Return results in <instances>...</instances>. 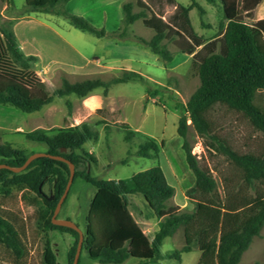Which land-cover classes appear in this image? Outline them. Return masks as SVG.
Masks as SVG:
<instances>
[{"label": "trees", "instance_id": "obj_1", "mask_svg": "<svg viewBox=\"0 0 264 264\" xmlns=\"http://www.w3.org/2000/svg\"><path fill=\"white\" fill-rule=\"evenodd\" d=\"M13 5L14 0H5ZM69 0H25L26 11H40L65 17L74 27L97 37L130 38L128 26L142 19L145 26L154 30L150 39L134 34V38L150 48L163 61L173 60V52L163 42L170 38L181 53L191 55L193 68L200 84L190 95L180 116L177 132L182 138L181 147L190 170L195 176L193 185L185 191L193 203L191 209L182 208L168 213L166 210L175 195L160 164L139 171L128 178L109 179L92 175L91 165L97 162L93 152L83 145L97 138L88 122L58 129L48 134L44 129L26 133L32 141L44 143V152L61 155L75 164V176L91 183L95 193L86 215L83 247L88 256L99 263L121 264L133 258L135 264H156L165 258L181 259L183 252L194 248L200 251L196 264H239L244 252L264 226V151L237 150L218 130L213 118L217 106L242 113L252 126L264 133V18L248 22L250 15L262 0H208L219 3L222 21L217 34L205 38L194 28L189 12L204 9L197 0L185 5L178 0H136L140 7L134 11V2L122 4L123 28L108 31L97 27L86 17L71 12ZM174 8L164 13L165 5ZM38 57L20 50L13 21L0 26V105H8L23 112L40 110L54 97L75 94L87 96L102 87L105 92L115 83L131 80L148 82V78L134 70H125L109 80L87 78L71 82L62 79L53 91L35 71ZM190 120V122H188ZM190 125L204 139L206 147L214 153L224 154L232 171L222 176V190L208 168L200 165L188 137ZM130 141L135 132L125 124ZM163 143L144 138L138 143L140 156L158 158ZM80 150V151H79ZM33 153V152H32ZM30 154L13 147L9 142L0 143V163L21 166ZM69 164L47 155L34 158L26 169L17 172L0 168V243L13 258L12 263L25 264L28 248L22 239L24 224L19 216L3 208V198L14 192L37 205L38 222L44 231L68 232L74 238L67 252V264H72L79 241V232L71 227L52 222L57 202L69 180ZM53 189L46 194L44 187ZM143 196L150 215L158 220V230L146 233L129 208L130 195ZM183 228L184 244L181 248L162 252L161 245L167 236ZM80 259L79 263L80 264ZM44 264H61L46 237L43 250ZM254 264H258L255 262Z\"/></svg>", "mask_w": 264, "mask_h": 264}, {"label": "rangeland", "instance_id": "obj_2", "mask_svg": "<svg viewBox=\"0 0 264 264\" xmlns=\"http://www.w3.org/2000/svg\"><path fill=\"white\" fill-rule=\"evenodd\" d=\"M125 1L128 0H71V3L69 0L66 5H69L71 12L86 17L97 27L113 31L123 28L122 4ZM132 1L133 10L138 11L140 7L136 0ZM178 1L185 5L191 2ZM197 1L204 13L201 14L197 8H192L189 12L192 24L200 35L211 38L220 29L222 8L218 2L213 4L208 0ZM24 6L25 0H14L13 5L0 0V26L9 19L13 21L14 29L17 25L15 31L18 42L27 51L38 53L34 69L49 84L51 91L61 85L64 77L71 82L97 77L109 80L125 70L142 73L148 78V82L131 80L115 83L107 92L100 87L84 97L75 94L54 97L40 110L29 113L12 106L0 105V143L9 142L13 147L24 150L26 154L45 151L47 146L44 143L28 139L26 133L44 129L48 134H52L60 128L88 122L97 133V138L87 140L83 145L97 157V162L91 165L92 175L109 179L128 178L160 164L166 171L169 183L175 187V195L166 211L170 213L182 208L191 209L193 203L185 191L193 185L195 176L187 164L181 147L182 138L177 132L179 118L185 112L184 105L200 84L191 55L181 53L170 38H165L163 42L173 52V60L163 61L133 37L137 34L150 39L154 35V30L145 26L141 18L128 26L130 38L116 39L97 37L74 27L61 15L26 11ZM173 8L167 4L162 10L166 14ZM261 13L264 15V10ZM244 15L248 22H254L253 13ZM52 22L61 25H57V28ZM51 25L58 29L63 37L54 34ZM19 47L23 50L20 44ZM213 118L220 127L218 131L228 138L237 150L264 151V133L257 131L242 113L231 111L225 106H217ZM125 124L135 132L130 141L125 139L128 133ZM146 137L156 140L159 144L163 143L158 158L136 153L138 143ZM188 137L200 165L212 171L219 189L222 190L223 174L232 171L228 158L224 154L209 150L204 139L191 125ZM95 190L91 183L81 177L76 178L58 216L73 220L85 233L86 215ZM44 191L53 195L52 185L46 184ZM2 200L3 208L14 212L21 218L19 223L24 224L21 234L28 248V254L24 257L25 264H44L46 237H49L61 264L68 263L67 252L74 240L71 234L59 230L44 231L38 222L37 205L24 200L21 192H14ZM130 203H133L129 208L132 209L135 219L141 216L138 211H141L146 219L149 218L145 219V224L142 225L144 231L150 234L156 232L158 220L150 215L143 196L133 195L130 197ZM183 244V228L180 227L175 234L165 237L161 250L165 253L181 248ZM199 255V249L194 248L183 252L180 260L165 258L156 264H196ZM80 260V264L97 262L88 256L84 248ZM12 262L13 258L8 249L0 243V264ZM136 262L130 258L121 264ZM255 262L264 264V226L260 235L254 237L250 247L244 252L239 264Z\"/></svg>", "mask_w": 264, "mask_h": 264}, {"label": "water", "instance_id": "obj_3", "mask_svg": "<svg viewBox=\"0 0 264 264\" xmlns=\"http://www.w3.org/2000/svg\"><path fill=\"white\" fill-rule=\"evenodd\" d=\"M43 155H47V156H50L52 158H56V159H60V160H64L66 161L68 164H69V168H70V175H69V180L67 182V185L65 187V190L62 194V196L60 197L59 201L57 202V205H56V208L54 210V213L52 215V222L55 223V224H58V225H64V226H68V227H71L75 230H77L79 232V241H78V245H77V250H76V253H75V257H74V260H73V263L72 264H78L79 263V259H80V256H81V252H82V247H83V240H84V233H83V230L79 227V225L74 222L73 220L71 219H68V218H60L58 216V213L63 205V202L66 198V196L68 195L69 193V190L74 182V176H75V164L71 161H69L68 159H66L65 157L61 156V155H54V154H49L47 152H44V151H38V152H33L31 153L26 161L19 167H12L6 163H0V168L2 167H7V168H10L14 171H17V172H20L24 169L27 168V166L30 164V162L36 158V157H39V156H43ZM53 198V195L50 196V199Z\"/></svg>", "mask_w": 264, "mask_h": 264}, {"label": "crops", "instance_id": "obj_4", "mask_svg": "<svg viewBox=\"0 0 264 264\" xmlns=\"http://www.w3.org/2000/svg\"><path fill=\"white\" fill-rule=\"evenodd\" d=\"M69 3H71V0H70V2ZM67 7H68V9L70 8L69 7V5H67ZM263 10H264V5H263V0L261 1V3L252 11V13H253V17H252V20L254 21V22H256L257 20H259V19H261V18H264V15L261 13V12H263ZM56 23H57V21H56ZM56 23H54V22H52V24L53 25H55V26H57V25H61L60 23H58V24H56ZM17 26V25H16ZM16 26H15V29H16ZM52 26V25H51ZM50 28V27H49ZM57 28H59L58 26H57ZM14 29V30H15ZM51 29H52V31L54 32V34H57L59 37H61L62 35H61V33H60V31L58 30V29H55V27L54 26H52L51 27ZM61 30H63L62 28H60ZM15 33H16V31H15ZM16 35H17V33H16ZM63 37V36H62ZM17 38H18V36H17ZM62 39V38H61ZM19 40V39H18ZM63 40V39H62ZM19 44L21 45V47L23 48V52L25 53V54H33V55H36V54H38V53H34V52H31V51H27V49L19 42ZM95 102V101H94ZM96 103V102H95ZM165 171V170H164ZM165 173H166V171H165ZM166 176H167V174H166ZM167 179H168V177H167ZM133 195H137V194H132V195H130V197L132 198L133 197ZM131 205H133V203H130L129 204V207H131ZM131 209V208H130ZM131 212L133 213V211H132V209H131ZM138 213H140V215L142 216H140V218H139V216L138 217H136V220L141 224V225H144L145 224V219H146V217L142 214V212L141 211H138ZM133 215H134V213H133ZM149 218H147L146 220H148ZM157 224H158V222H157ZM146 232V231H145ZM147 233V232H146Z\"/></svg>", "mask_w": 264, "mask_h": 264}]
</instances>
